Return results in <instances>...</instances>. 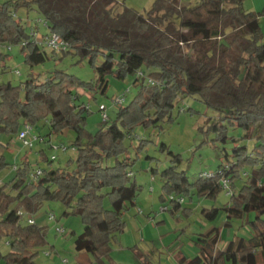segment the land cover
Here are the masks:
<instances>
[{"label": "trees", "instance_id": "1", "mask_svg": "<svg viewBox=\"0 0 264 264\" xmlns=\"http://www.w3.org/2000/svg\"><path fill=\"white\" fill-rule=\"evenodd\" d=\"M243 1L153 0L143 12L126 5L125 0L0 3V64L7 58L2 47L11 49L12 44H19L30 67L18 84L0 82V133L17 135L27 122L36 129L34 142H45V136L71 130L75 138L69 144H60L74 147L76 152L72 170L53 166L54 159L42 148L37 153L43 164L33 167L24 155L11 166L13 176L0 184V236L7 235L10 245L8 252L0 253L2 264H36L46 225L21 224L17 210L34 214L50 199L64 205L62 215L81 217L83 230L78 234L71 231L75 250L91 254L100 264L111 262V243L124 231L123 213L135 205L138 192L130 168L131 142L127 144L126 140L137 125L157 127L173 120L176 103L186 98L214 111L204 125L206 131L215 134L212 140L241 142L231 152L223 150L226 161L209 176L199 173L193 179L178 169L180 155L161 142L159 149L171 156V164L160 172L162 189L171 194L170 209L179 207L184 195L215 198L223 190L221 180L226 178L231 193L222 207L227 216L225 224L228 218L251 212L255 218L249 221L251 237H235L219 249V228L214 225L199 234L197 254L192 258L181 256L178 261L264 264V37L261 13L245 8ZM19 5L34 7L47 31L39 35L38 25L27 26L16 17ZM51 33L58 34L67 46L61 51L51 50L49 55L42 40ZM54 52L86 59L96 79L85 81L55 68L40 80L31 68L50 57L55 59ZM6 71L5 65H0V75ZM108 74L119 79L133 75L132 83L138 85V91L118 107L109 125L91 133L85 127L89 105L80 97L83 92L104 94ZM147 78L154 83H147ZM41 122L49 133L38 130ZM199 129L204 130L203 126ZM231 129L242 130V135L229 136ZM8 141L0 142V171L9 165L4 153ZM143 141L138 148L144 147ZM36 168L41 170L39 174ZM218 210L212 206L201 212L211 220Z\"/></svg>", "mask_w": 264, "mask_h": 264}, {"label": "rangeland", "instance_id": "2", "mask_svg": "<svg viewBox=\"0 0 264 264\" xmlns=\"http://www.w3.org/2000/svg\"><path fill=\"white\" fill-rule=\"evenodd\" d=\"M4 1L7 0H0V3ZM10 1L15 2L16 0ZM152 1L125 0V4L143 12L150 7ZM180 1L194 3L197 0ZM243 5L249 10L261 13L259 20L264 37V0H244ZM15 15L27 26L38 25L39 35L47 31L42 22L36 23L41 16L34 7L27 9L19 5L15 10ZM2 51L7 53V58L0 65H5L7 71L0 75V82L10 80L13 84H18L26 78L30 71V67L24 62V52L21 51L19 44H12L10 50L3 46ZM46 51L49 55L52 54L50 49L47 48ZM61 55V52H54L55 59L50 57L44 63L33 66L31 71L39 74L40 80L45 78L47 71L55 68L63 69L85 81L96 79V72L89 66L86 59L79 60L78 55L72 54ZM14 70H19V74H16ZM133 77V75H127L119 79L108 74L106 76L108 86L104 94L82 93L80 100L84 101L85 105H89L85 124L89 132L95 133L100 127L109 125L114 119L119 107L118 104L112 102L115 96L125 94L122 106L133 98L138 91V85L132 83ZM100 104L105 105L108 114V122L105 124L101 119L102 111L98 110ZM172 115L173 120L162 122L157 127L135 126L131 137L126 140L127 144L131 142L129 155L132 164L130 168L133 171L132 180L138 186V192L135 205L130 206L123 213L125 228L113 239L111 262L106 260V264H186L185 262L180 263L179 258L181 256L194 257L199 251V234L206 232L214 225L219 228L217 242L219 249H223L228 241L235 237L249 238L253 234L249 222L255 218L253 212L242 217L228 218L229 223L225 224L227 216L222 207L229 201L226 190H221L215 198L195 194H191L190 197L184 195L179 207L170 209L171 194L163 191L160 172L171 164V156L167 150L159 149L161 142L165 143L174 154L180 155L181 162L178 169L185 171L190 179L195 178L201 172L213 171L218 164L226 161L223 150L231 152L232 147L241 142H231L230 139L226 142L212 140L215 134L206 131L204 125L206 118L212 117L214 111L193 98L177 102ZM200 126H203V131L199 129ZM35 130H33L34 133ZM38 130L42 134L49 133L48 127L42 122ZM74 133L71 130L58 134L52 133L45 136L48 139L45 142H34L31 149L25 147L16 134L9 137L0 133V142L5 144L9 140L4 150L9 165L0 171V184L7 182L13 176L14 171L11 166L17 164L24 155H27L33 167L38 166V163L43 164L44 162L39 160L37 153L39 148H42L43 153L48 157L55 156L52 161L53 166L65 167L67 170L74 169L75 150L70 147L63 150L59 146L61 142L69 144L75 138ZM228 135L239 138L242 130L231 129ZM141 140H146L143 141L145 145L143 148H138ZM229 159L232 160V155ZM105 203L109 206L107 201ZM163 206L166 208L162 209ZM212 206L219 207V210L216 217L209 220L204 217L201 209ZM64 208L59 200L50 199L43 203L40 210L31 214L33 218H37V223L46 225L45 242L37 247L36 264H100L91 254L75 250L71 231L78 234L83 230L84 225L79 215L71 213L62 215ZM48 212H52L55 215L54 218L48 219ZM262 218L264 219V215ZM19 222L25 224L23 218H20ZM59 226L64 228V233L56 231ZM9 249L8 236L1 235L0 253L4 254ZM134 250L139 254L140 259L136 257ZM63 259L66 262H63ZM0 264H2L1 260Z\"/></svg>", "mask_w": 264, "mask_h": 264}, {"label": "built area", "instance_id": "3", "mask_svg": "<svg viewBox=\"0 0 264 264\" xmlns=\"http://www.w3.org/2000/svg\"><path fill=\"white\" fill-rule=\"evenodd\" d=\"M37 21L41 22L40 19H38ZM42 23H43V25H45V22H42ZM42 42H43V44L45 45L46 48H48L50 50H55V51L64 50V49H66V46H67L66 42L63 39H61L59 37V35L56 34V33H51V34L47 35L42 40ZM9 49H10V47L8 46V50ZM15 73L19 74V71L15 70ZM139 74L141 75L142 73L139 72ZM147 83L153 84L154 81H152L151 78H147ZM127 91H128V89L126 90V92ZM124 98H125V94L118 95V96H115L112 99V102L115 103V104H118L119 106H121L123 104L124 100H125ZM98 110L102 111L101 119H102L103 122H106L108 120V114L106 112L105 105L100 104L98 106ZM17 138L22 142V144L25 147H30V146H32V143L34 142V140H36L37 135L33 132V127L29 123L24 122L21 130L17 134ZM59 146L63 150L67 149L62 144H60ZM71 149L74 150V147H71ZM51 158L55 159V156L52 155ZM13 168H15V166H13ZM40 172H41L40 169H38V168L35 169V173L36 174H39ZM131 174H132L131 172H128V175H131ZM210 174H211L210 172H208V173L207 172H201L202 176H209ZM31 176L34 177V175H31ZM221 183H222L223 190H226V194L230 195L231 190H230V187H229L228 180L226 178H223L221 180ZM150 189L152 190V187H150ZM181 201H182V198L179 199V202H181ZM165 208H166V206L162 207V209H165ZM167 208L169 209L168 206H167ZM17 215L19 217V220H20V218H23L25 223H28V224L35 223V220L32 217V215L30 213H27L26 211H24L22 208H19L17 210ZM54 216L55 215L52 212H48L47 213L48 219H52V218H54ZM56 231L59 232V233H64V228L62 226H59V227L56 228ZM8 243H9V241H8ZM63 262H66V260L63 259Z\"/></svg>", "mask_w": 264, "mask_h": 264}, {"label": "crops", "instance_id": "4", "mask_svg": "<svg viewBox=\"0 0 264 264\" xmlns=\"http://www.w3.org/2000/svg\"><path fill=\"white\" fill-rule=\"evenodd\" d=\"M69 132H70V130H69ZM71 132H73V131H71ZM62 133H63V132H62ZM74 134H75V133H74ZM42 217H43V216H42ZM39 218H40V216H39ZM36 219H37V218H36ZM36 219L34 218V220H35L36 224H38V225L42 226L41 224L37 223Z\"/></svg>", "mask_w": 264, "mask_h": 264}]
</instances>
